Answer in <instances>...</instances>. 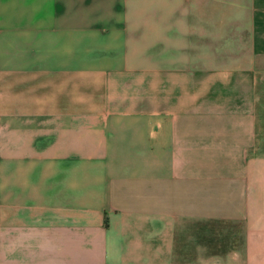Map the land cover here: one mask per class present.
I'll return each instance as SVG.
<instances>
[{
  "label": "crops",
  "instance_id": "crops-1",
  "mask_svg": "<svg viewBox=\"0 0 264 264\" xmlns=\"http://www.w3.org/2000/svg\"><path fill=\"white\" fill-rule=\"evenodd\" d=\"M0 264H264V0H0Z\"/></svg>",
  "mask_w": 264,
  "mask_h": 264
}]
</instances>
